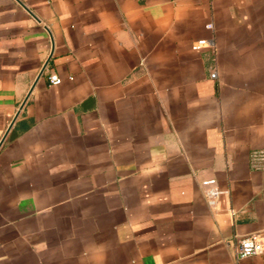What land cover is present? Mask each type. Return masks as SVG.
I'll list each match as a JSON object with an SVG mask.
<instances>
[{
    "label": "crops",
    "instance_id": "1",
    "mask_svg": "<svg viewBox=\"0 0 264 264\" xmlns=\"http://www.w3.org/2000/svg\"><path fill=\"white\" fill-rule=\"evenodd\" d=\"M258 149L264 0H0V264H264Z\"/></svg>",
    "mask_w": 264,
    "mask_h": 264
},
{
    "label": "built area",
    "instance_id": "2",
    "mask_svg": "<svg viewBox=\"0 0 264 264\" xmlns=\"http://www.w3.org/2000/svg\"><path fill=\"white\" fill-rule=\"evenodd\" d=\"M205 27L207 29H212L213 24L211 22L206 23ZM203 47L214 48V43L212 40L203 38V39H199L192 45L193 50H199ZM209 75L212 79H215L217 77L216 70L215 69L211 70ZM49 82L51 84H59L61 82V79L56 74H50ZM252 158L253 160L264 161V150L261 149L254 150L252 152ZM200 188L206 201L210 205H214L218 195L220 194V189L218 187L216 178L210 177V178L202 179L200 181ZM263 252H264V240L261 236L255 234H249L238 238L236 245L237 259L251 255H259L262 254Z\"/></svg>",
    "mask_w": 264,
    "mask_h": 264
},
{
    "label": "water",
    "instance_id": "3",
    "mask_svg": "<svg viewBox=\"0 0 264 264\" xmlns=\"http://www.w3.org/2000/svg\"><path fill=\"white\" fill-rule=\"evenodd\" d=\"M91 103V100L87 101L86 102V105H89ZM84 107V105H82ZM16 135V133L14 131H12L9 135V139H12L14 138V136Z\"/></svg>",
    "mask_w": 264,
    "mask_h": 264
}]
</instances>
